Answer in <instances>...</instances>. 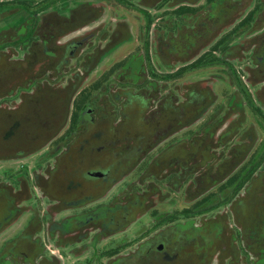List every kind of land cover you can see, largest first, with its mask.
<instances>
[{
	"label": "flooded vegetation",
	"instance_id": "1",
	"mask_svg": "<svg viewBox=\"0 0 264 264\" xmlns=\"http://www.w3.org/2000/svg\"><path fill=\"white\" fill-rule=\"evenodd\" d=\"M237 3L0 0V141L29 139L0 151V264H264V0ZM247 15L251 24L240 25ZM132 57L136 70L124 73L117 101L110 89L106 103L90 109L118 112L129 94H147L133 87L143 73L156 71L159 92V73L186 66L177 78L182 98L172 86L177 79L167 83L178 102L201 94L187 108L194 117L156 146L153 135L154 146L132 158L103 151L127 150L123 138H64L73 98ZM198 61L204 66L193 68ZM19 68L27 75L16 81ZM82 118L77 128L100 123L90 110ZM42 126L50 134L32 143ZM180 138L189 152L169 155L160 164L166 171L150 169Z\"/></svg>",
	"mask_w": 264,
	"mask_h": 264
},
{
	"label": "trees",
	"instance_id": "2",
	"mask_svg": "<svg viewBox=\"0 0 264 264\" xmlns=\"http://www.w3.org/2000/svg\"><path fill=\"white\" fill-rule=\"evenodd\" d=\"M236 2L239 4L242 3V0H236ZM231 3L232 0H224L223 8H232L233 5ZM226 4H228V6H226ZM262 6L263 3L258 2L256 4V8L258 9ZM251 19L252 15H247L240 21V25L251 24L253 21H251ZM242 33L243 32H240L239 34ZM232 38L233 33L229 32L226 34L224 40L230 41ZM48 51L50 54H55V50L53 49H49ZM209 56H211V53ZM134 59H136V57H132L128 61L122 60L113 65L108 70L102 72L94 82H91L88 86L81 89L79 94L73 98V109L70 114L72 126L66 131L64 138L67 136L80 137L78 139L83 142L85 141L84 138L86 139L88 137H94L100 139V137H102L109 138L111 141L109 143L121 141L122 139L120 138H123L122 141H128V144H130L127 150L124 151V149L121 147H115L109 151V149L106 147L103 151L113 154H126L128 158H132L136 153H146L149 149H151L152 146H154V143H150L151 141H149L153 135H155L156 146L160 141L167 138L172 133V131L175 130L174 128H176V126L181 124L184 120H187L188 117H194L196 111L188 112L187 108L189 106V102H191V104H194V101L198 102L201 99V94L196 91L192 93V96L189 100L178 102L179 98L177 94H174V91L171 92L172 88L169 87V84L167 83L170 80L182 77L187 70L186 66H181L173 73H159L160 79H163L165 83L164 85H160L159 92H157V89L155 90V77L158 75L156 74V71L153 72L152 69L149 70V76L148 74L145 75L143 73V76L139 79V82H137L138 80H133V87L147 93L143 94L142 97H144V99L140 97L141 95L129 94V100L127 102H121L118 112L110 111L109 108L104 106L90 109L93 103L95 105L99 103H106L105 99L108 98L106 95L110 93V89H114L115 87L124 88V85L127 83L128 79L126 76H124V73L129 71V67H132L133 70H136L134 67ZM129 61H132V63ZM202 66L204 65L201 64V61H198L196 64H193L192 67L200 68ZM52 67L54 68L55 64H53L52 61H49L48 68ZM138 71H140V69ZM142 79L143 82L141 83ZM175 88L177 89V87ZM164 89L166 90L164 91ZM68 94L69 93H66L65 99L68 97ZM110 96L111 103H115L119 97V94L117 92H112ZM173 99L176 101L174 102ZM66 103H68V100L65 102V104ZM154 103H157L155 108L151 106V104L154 105ZM89 110L92 114H95V118L97 116V121H100V123L98 122L97 125H91V123L88 122V127L77 128L76 124L81 123V120H83L82 114L84 112L87 113ZM153 115H155V128L148 127L151 124L144 123V120H150ZM157 115H163L164 117H167V119L164 121L165 123L158 124L156 122ZM117 116L121 121L118 123V125L112 126V122L117 119ZM65 117L66 112L64 114V119ZM115 133H119V135L115 137ZM130 162L131 161H128V163Z\"/></svg>",
	"mask_w": 264,
	"mask_h": 264
},
{
	"label": "rangeland",
	"instance_id": "3",
	"mask_svg": "<svg viewBox=\"0 0 264 264\" xmlns=\"http://www.w3.org/2000/svg\"><path fill=\"white\" fill-rule=\"evenodd\" d=\"M150 45H152L151 43H150ZM149 55H150V58H151V61H152V64L154 63V65L156 64L157 66H158V61H156V59H155V49L153 48H149ZM2 56V54H0V63L2 62L1 60L3 59V57H1ZM71 64H72V66H73V69L74 68H77V65H75V62H73V61H71L70 62ZM20 67V66H19ZM16 68H18V66L16 65ZM80 72V71H79ZM50 74V73H49ZM15 75V79H16V81L17 80H21V77L23 78L25 75H27V74H25V73H20V68H19V70H18V72L17 73H15L14 74ZM94 75V73L93 74H91L90 75V77H89V79L88 80H91L92 79V76ZM95 77V76H94ZM172 86L174 87V86H176L177 87V89H178V94H179V98H182V94H183V78H181V79H177L173 84H172ZM1 89H3V87L2 86H0V90ZM42 89V87H39V91L41 92V91H43V90H45V89H47V90H51L50 89V87H46L45 89H43V90H41ZM114 91L115 92H121V89L119 88V87H115L114 88ZM40 92H39V94H40ZM48 106H49V102H47V103H44L43 104V107H42V115H43V119H45V114H46V112H47V110H48ZM45 109H46V111H45ZM165 119H167V117H164L163 115H157L156 116V122L158 123V124H163V123H165L164 121H165ZM149 123V124H153L154 122H155V115H153L151 118H150V120H148V121H145L144 120V123ZM154 127H155V123H154V125H153ZM153 126H152V128H153ZM50 131H51V129H50V127H45V126H42V129H40L39 130V132L36 134H34L33 135V137H34V140H32V143H35V142H40V141H42V140H44L49 134H50ZM119 135V133H115V137L116 136H118ZM177 137H178V135H177ZM29 141V139H25V138H21V137H16V138H14L13 139V146H15V145H17V144H25L26 142H28ZM13 146H10V145H3L2 143H1V141H0V151H2V150H8V149H11V147H13ZM163 146V144L158 148V151H159V149H161V147ZM16 147V146H15ZM163 148V147H162ZM166 152L164 153V155H161V157L160 156H156L155 157V164L156 165H154V162L153 163H150V165H149V167H150V169H153V167H155L156 166V168H157V170H162V171H166V169H162L161 167H160V164H164V163H166V161H167V157L169 158L171 155H173L174 153H180V155H183L184 153H186V152H189V144H187V142L184 140V139H173V141L167 146V148H166ZM157 151V152H158ZM156 151L154 150L153 151V153H150V154H148L147 156H145V158H146V160L144 161V162H142V165L145 163H148V160L149 159H151L154 155V153H155ZM170 155V156H169ZM26 162V164H28V165H33V162H34V159H29V160H27V161H25ZM19 163L20 162H16V164H14L15 165V168H18V166H19ZM29 166V167H30ZM140 168V167H139ZM135 177H131V178H129V179H125L124 181L122 180H120L117 184H116V186H115V188L112 190V194H115L116 192H118L123 186L125 187L126 186V183L127 182H129V180H131V179H134ZM163 180V179H162ZM166 180V179H165ZM83 182H85L84 184H83V189H87V187H88V185H89V183L88 182H86V181H83ZM164 182V181H163ZM137 183H139V184H141L142 183V181H136L135 182V184H137ZM164 188H166V187H164ZM79 190H82V189H79ZM102 244H98V246H95V248L97 249L99 246H101Z\"/></svg>",
	"mask_w": 264,
	"mask_h": 264
}]
</instances>
